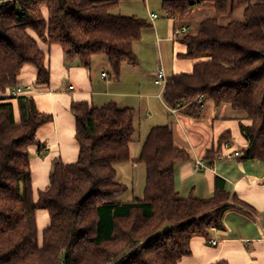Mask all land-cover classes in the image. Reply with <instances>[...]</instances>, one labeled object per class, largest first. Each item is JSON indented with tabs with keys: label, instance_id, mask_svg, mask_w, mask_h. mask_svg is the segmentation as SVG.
<instances>
[{
	"label": "trees",
	"instance_id": "trees-1",
	"mask_svg": "<svg viewBox=\"0 0 264 264\" xmlns=\"http://www.w3.org/2000/svg\"><path fill=\"white\" fill-rule=\"evenodd\" d=\"M127 0H0V94L20 87L25 66L37 70V86H49L51 71L40 43L60 46L67 65L91 69L105 57L114 79L124 64L138 62L135 45L153 26L135 16L115 14ZM239 0H162L167 19L185 20L196 6L209 4L196 33H182L192 62L190 73L168 79L163 100L199 120L207 103L243 114L248 142L244 160L264 161V0H249L242 20L223 25ZM77 162L53 163L49 186L35 197L29 147H42L38 133L52 123L34 97L0 99V264H180L192 255L195 236L209 239L223 227L234 200L218 188L211 198H183L176 168L191 161L175 142L171 125L153 128L137 163L146 167L142 196L119 199L128 187L117 167L132 161L135 111L115 102L95 108L73 102ZM230 141L224 134L219 146ZM221 149V148H220ZM209 151L206 160H214ZM135 162V161H134ZM49 213L50 226L39 238L37 212ZM218 264H225L219 262Z\"/></svg>",
	"mask_w": 264,
	"mask_h": 264
},
{
	"label": "crops",
	"instance_id": "crops-1",
	"mask_svg": "<svg viewBox=\"0 0 264 264\" xmlns=\"http://www.w3.org/2000/svg\"><path fill=\"white\" fill-rule=\"evenodd\" d=\"M151 15L157 14L150 13V19ZM158 19L157 15V18L152 20V28L157 37L153 42L157 66L145 68L141 77H136L131 82L124 79L123 75L118 80L114 79L108 61L102 57L94 59L91 69L77 65L69 66L60 46L50 47L40 43L51 71L50 85H36L37 70L33 66H25L19 77L21 87L33 88L25 96L34 97L38 110L53 116L52 123L37 135L42 152L37 145L29 147L35 197L39 191L49 186L53 163L56 160H61L64 164H73L78 160L76 119L71 111L73 102H88L95 108L115 102L120 109H133L135 120L136 107H139L140 111L145 110L148 120H151L157 116L152 103L154 96L148 94L152 91L144 88L143 80L152 81L156 86L154 73L159 64L165 69L168 79L173 75L192 71V62L179 57L186 52L185 45L180 41L181 34L175 35L180 31L178 29L189 27L177 28L175 22L168 19L170 29L166 31L160 24L156 25ZM161 33L163 37L159 36ZM138 65L139 60L135 65L124 64L122 70L128 71V68ZM104 74L108 77L104 78ZM129 83L132 90L128 89ZM71 87L73 89H70ZM162 94L158 93L157 98L164 102ZM8 97L9 93L0 94V99ZM163 106L180 124L181 131L171 125L176 144L187 149L191 155V161L181 163L179 167L177 165V191H184L188 197L207 199L211 198L218 188H222L234 197L224 214L222 229H214L209 239L193 237L192 255L184 258L180 264H264V161L243 159L248 142L241 132V122L244 125H250V122L244 120L243 116L233 111L230 106L217 108L214 105H206L199 120L193 119L181 109L173 113L174 109L168 107L165 102ZM168 125L170 124L150 126L148 135L153 128ZM226 133L230 134V141L219 146V140ZM212 150H219L216 155L219 159L215 157L212 161L206 160L207 153ZM235 152L240 153V156H234ZM199 159L204 160L208 169L196 171L194 163ZM38 223L46 227L39 230L41 240L43 231L51 224L47 211L37 212ZM212 241H216L217 245H213Z\"/></svg>",
	"mask_w": 264,
	"mask_h": 264
},
{
	"label": "rangeland",
	"instance_id": "rangeland-1",
	"mask_svg": "<svg viewBox=\"0 0 264 264\" xmlns=\"http://www.w3.org/2000/svg\"><path fill=\"white\" fill-rule=\"evenodd\" d=\"M248 2L249 0H239L237 11L234 13V15L220 19L221 24L226 25L231 20H242L244 9L247 6ZM162 7V0H127L120 2L118 8L115 11V14L122 16H135L139 19L147 20L149 24L153 25V21L150 19V13H155L159 16V19L156 21V25L160 24L164 30L168 31L170 29V22L166 18ZM215 14V8L209 4L196 6V8L193 9L192 13L185 20L175 22V24L177 28H180V26L189 27V33L194 34L197 32L198 25L202 19L215 17ZM159 36L163 37L162 33ZM155 39L157 40V37L153 28H149L143 32L141 42H139L135 46V52L138 56L139 65L135 68H128V71L122 70L123 72L121 71V75H123L124 79L131 82L136 77H141V74L143 73V70L145 68L149 69L153 66H157V57L153 50V42L155 41ZM102 58L106 59L105 57ZM159 67H161L160 64L156 68L155 72L159 69ZM143 86L145 89L152 91V93H148V91L144 92L154 96V98L152 99V103L154 110L157 112V116L154 119L151 118V120H148V115L146 114L145 110L142 109L140 111L139 107H136V135L133 143L132 161L117 167V170L119 172V182L124 183L128 187V192L119 199V201L121 202H128L132 200L133 197H140L144 193L146 183V167L143 164L137 163L136 160H138L141 154V150L148 136V130L150 126L170 124L173 125L178 131H181L179 122L164 108V102L162 101V99L157 98L158 93H163V88L154 86L152 81H147L146 79L143 80ZM128 89L132 90V85H130V83ZM136 89H138V87H136ZM207 105L213 104L209 102L207 103ZM225 107L228 106L225 105ZM152 113L153 111L151 110V114ZM209 114L210 111L208 112L207 116ZM134 164L136 166H134ZM180 165L181 163L178 165V167ZM180 194L183 198L188 197V195L182 190L180 191ZM42 211L43 210H39V213H41ZM40 215L41 214H39V216ZM40 222L43 224L42 221ZM41 223H38L39 230H43L44 228H46L43 227Z\"/></svg>",
	"mask_w": 264,
	"mask_h": 264
},
{
	"label": "built area",
	"instance_id": "built-area-1",
	"mask_svg": "<svg viewBox=\"0 0 264 264\" xmlns=\"http://www.w3.org/2000/svg\"><path fill=\"white\" fill-rule=\"evenodd\" d=\"M156 18H157V15H151V20H154ZM188 30H189L188 28L183 27L182 29H180V31H177L175 33V35L185 33ZM103 77L107 78L108 76L106 74H104ZM167 82H168L167 74L165 72V69L161 66L154 73V83H155L156 86L162 87L163 88V92H164V89L166 88ZM70 89H73V87H71ZM32 90H33L32 87H21L20 86V87H17L16 89H13L11 91L10 97L16 99V98H19L21 96H25L27 93H30ZM177 110L178 109H174L173 113H176ZM234 156L239 157L240 153L235 152ZM216 159H219V158L216 157ZM194 166H195L196 171H204V170L208 169V166L205 164L204 160H201V159L196 160L195 163H194ZM212 244L213 245H217V242L216 241H212Z\"/></svg>",
	"mask_w": 264,
	"mask_h": 264
}]
</instances>
